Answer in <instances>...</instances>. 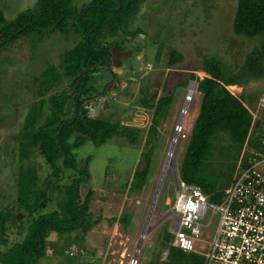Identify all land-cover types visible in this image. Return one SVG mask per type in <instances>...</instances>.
I'll return each instance as SVG.
<instances>
[{"label":"rangeland","instance_id":"374dc122","mask_svg":"<svg viewBox=\"0 0 264 264\" xmlns=\"http://www.w3.org/2000/svg\"><path fill=\"white\" fill-rule=\"evenodd\" d=\"M37 1L0 0V16L5 22H10L21 13L36 8ZM89 2L90 0L75 1L78 8ZM237 3L238 0H146L143 3L130 29L142 28L146 35H120L118 40L123 46L113 49L116 57L111 67L114 73H117L119 85L113 84L105 91L101 81L105 78L103 74L96 78L101 79L99 82L91 81L95 89L89 88L100 96L93 101L92 117L139 129V143L137 146L131 145L125 138L114 137L101 146L87 141L73 151L77 158V172L85 170L89 161L88 172H84L89 178L79 183L82 201L89 190L95 191L90 211L94 213V219L100 217L101 221L104 220V225L86 237L81 231L51 233L47 238V255L38 264H68L64 252L71 242L88 249L85 257L76 259L79 264H130L135 255L140 257V264L150 263L160 241L161 229L163 232L165 229L172 231L175 218V215L169 213L175 206L178 188L173 168L169 166L165 171L172 155L170 153L173 141L177 129L181 126L183 130L179 134L172 157L179 172L190 140L195 114L200 108L202 93L197 91L196 83L191 84L196 80V75L192 73L198 71L205 59L216 58L222 61L225 73L232 74L242 67L247 54L259 46L263 39L234 34ZM70 24L72 26V22ZM73 29L72 27L68 35L59 32L31 34L9 44L0 52V212L11 208L16 216L20 213L16 202L18 176L22 165L19 133L34 104L41 100L46 103L42 117V121H45L50 114L47 104L49 95L61 92L67 87H56L48 95L40 97L38 86H46V75L39 84L36 78L40 80L47 69L52 72L53 67L58 68L62 56L80 41L81 37L75 34ZM170 48L182 53L183 61L169 72L166 66L169 59L167 51ZM160 49L162 50L159 57L157 55ZM155 69L163 71L154 74ZM107 74L111 81L113 74L110 71ZM56 76L59 78L61 74L57 71ZM160 81L164 89L159 96L172 93L174 100L154 141L153 162L146 186L142 192L129 194L126 185L139 168L143 151L147 150L145 141L153 116V111L142 105L143 95L140 90L156 93L155 87ZM182 81L185 84L182 85ZM191 89L194 92V100L187 103L186 98ZM242 89V95L251 100L250 106L260 115L258 105L264 98V76L248 83ZM186 105L188 112L183 114ZM23 164L25 167L37 168L40 176L39 188H44L43 180L51 174V170L40 150H34ZM70 167L73 168L68 166L64 169L65 176L59 182L60 187H52L49 191L47 208L41 213L58 209L60 203L65 200L66 187L76 177L74 168ZM162 177L160 195L150 222L154 228L143 238L151 205ZM22 212L27 213L24 210ZM39 214L34 213L23 221L16 217L10 222L5 236L8 248L22 242L30 220L37 218ZM124 214L131 216L130 223H117L112 227L109 219ZM220 221L221 215L214 214L213 209L200 221L204 232V243H200L198 247L201 254L206 251L208 243L212 242ZM110 242L113 246L111 250H107ZM0 249L4 251L7 247L2 245ZM162 259L164 261L163 256Z\"/></svg>","mask_w":264,"mask_h":264},{"label":"trees","instance_id":"16d2710c","mask_svg":"<svg viewBox=\"0 0 264 264\" xmlns=\"http://www.w3.org/2000/svg\"><path fill=\"white\" fill-rule=\"evenodd\" d=\"M75 1L38 0L36 8L21 13L10 22H5L0 16V52L9 44L31 34L59 32L68 35L73 27L75 34L81 37L76 46L62 56L58 68L53 67L52 72L47 69L40 80L36 78L39 84L46 75V86L38 89L40 97L48 95L56 87H67L49 95L47 104L50 114L45 121H42V117L46 103L41 100L34 104L19 133L22 165L16 202L20 213L16 216L11 208L0 212V247H7L4 251L0 249V264H38L47 255V238L51 233L81 231L87 236L104 225V220L101 221L100 217L94 219L96 217L90 211L95 191L89 190L82 201L77 180L80 177V182L87 180L84 176L88 174L84 172H88L89 161H86L85 170L77 172V158L73 151L87 141L101 146L114 137L125 138L131 145L137 146L139 143V129L90 116L89 107L100 96L89 88L95 89L91 81L99 82L101 79L96 78L109 71L108 53L102 50L113 52V49L123 46L118 40L120 35L137 37L145 33L142 28L131 30L130 27L135 23L146 0H90L81 8L77 7ZM120 5L122 8L119 11H112L119 9ZM234 34L263 39L259 46L247 54L242 67L232 74H226L222 61L216 58L205 59L198 69L210 78L200 80L197 86L203 94L200 112L192 127L186 154L178 172L181 182L202 189L212 204L223 202L240 161L246 165L256 153H264V109H260V115L255 117L253 113L256 111L250 106L251 100L244 95L236 96L228 89V86L243 88L264 76V0H238ZM161 50L157 55L159 57ZM167 56V68H175L183 61V54L173 48L167 51ZM57 71L61 74L59 78L56 76ZM142 94L145 95L142 105L152 110L153 116L145 141L147 150L143 151L139 168L126 185L129 194L141 192L146 186L153 162V144L174 100L172 93L157 102L150 99L148 91L143 90ZM71 107L73 114L67 117ZM36 149L40 150L51 170V174L43 180L44 188L41 189L37 168L25 167L23 164ZM68 166L74 168L70 167L76 177L66 187L65 200L58 209L41 213L47 208L49 191L52 187H60L59 182L64 178V169ZM34 213L40 214L30 220L28 234L22 242L8 248L5 236L10 222L16 217L23 221ZM130 221L129 214L109 219L112 227L117 223L128 225ZM173 242L174 233L167 229L163 232L161 229L160 241L149 264H204L201 255L185 253L175 247ZM165 252H168V256L163 261ZM66 260L68 264H79L75 259Z\"/></svg>","mask_w":264,"mask_h":264},{"label":"built area","instance_id":"2783aa9c","mask_svg":"<svg viewBox=\"0 0 264 264\" xmlns=\"http://www.w3.org/2000/svg\"><path fill=\"white\" fill-rule=\"evenodd\" d=\"M186 101H190L188 96ZM259 107L264 109V98ZM89 109L93 112L91 106ZM187 110L188 106L183 114ZM182 130L181 126L177 129V142ZM174 209L173 245L178 249L202 255L204 264H264V153H256L246 165L240 161L221 204H212L202 189L179 180ZM210 209L221 215V221L212 242L201 254L198 247L204 243V232L200 221ZM65 254L77 259L86 256V251L72 244ZM167 256L168 252L164 259ZM139 258L135 255L130 264H140Z\"/></svg>","mask_w":264,"mask_h":264},{"label":"crops","instance_id":"0c3cea01","mask_svg":"<svg viewBox=\"0 0 264 264\" xmlns=\"http://www.w3.org/2000/svg\"><path fill=\"white\" fill-rule=\"evenodd\" d=\"M141 36H143V35H146L145 33H142V34H140ZM76 45V44H75ZM115 57H116V55H115V52H114V56H112V59H111V61L113 62V60H115ZM121 63V61L119 62V64ZM59 64L60 63H58V65L57 66H59ZM110 67H111V65H110ZM167 67V66H166ZM108 69V68H107ZM112 74H113V76H112V80H111V83H114V85H119V80H118V78H117V73H114V71H113V69H112V67H111V70L110 69H108ZM174 70V68H168L167 69V71H173ZM109 71H107V72H105V73H103V74H105L104 75V79L103 80H101L104 84L105 83H107V81L109 80V76H108V74L107 73H109ZM154 71V74H159L160 72H162L163 70H159V69H155V70H153ZM200 74L201 75V77H200V75H198V74ZM192 74H194V75H196V80H193L192 82H191V84L192 83H197V85L199 86V81L200 80H204L205 78H210V76L209 75H207L205 72H203V71H196L195 73H192ZM203 74V75H202ZM115 76V77H114ZM191 77V76H190ZM194 78V79H195ZM131 79H133V78H131ZM133 80H136V79H133ZM110 81V80H109ZM108 81V82H109ZM137 82H138V80H137ZM181 84V83H180ZM191 86V85H190ZM102 87H104V85L102 86ZM38 89H39V86H38ZM106 87H105V91H106ZM155 89H157L158 90V92H159V94H158V97H157V99L156 98H153V100L155 101V102H157L159 99H160V97H163V96H159V95H161L162 94V91H163V83L160 81V82H158L157 83V85H156V87H155ZM228 89L231 91V93H233L234 95H236V96H241L242 95V87H238V86H228ZM241 90V91H240ZM197 91H198V87H197ZM199 92V91H198ZM201 93V92H200ZM151 94V93H150ZM171 94V93H170ZM202 96H203V94H202ZM202 96H201V102H202ZM152 100V99H151ZM192 100V99H191ZM201 102H200V107H201ZM94 105V103L92 102V104H91V107H92V109H93V106ZM249 106V105H248ZM90 108V107H89ZM258 109L260 110V107H259V105H258ZM199 112H200V108H199V111H198V113H196L195 114V117L197 118L198 117V115H199ZM72 114H73V109H72V107L69 109V111H67V117H71L72 116ZM93 114H94V112H93ZM93 114H92V111H91V113H90V116L92 117L93 116ZM254 114V116L255 117H257L258 116V114H257V112H254L253 113ZM196 118H195V120H196ZM151 120H152V118H151ZM195 122V121H194ZM122 124V123H121ZM123 125V124H122ZM194 125V124H193ZM125 126H129V125H125ZM150 126H151V122H150V125H149V128H150ZM147 134H148V131H147ZM153 146H154V144H153ZM143 149V148H142ZM240 163V162H239ZM233 179H234V177H233ZM180 180V179H179ZM232 184V183H231ZM230 184V185H231ZM142 192V191H141ZM28 232H29V228H28V230H27V232L25 233V236L28 234ZM92 233V232H91ZM90 233V234H91ZM89 234V235H90ZM86 237V236H85ZM72 244H76V245H78L79 247H81V248H83L85 251H86V255L88 254V252H87V250L82 246V245H79V244H77V243H74V242H71V243H69L68 244V246L66 247V249L70 246V245H72ZM112 246H113V243L112 242H110L109 243V245H108V248H107V250H111V248H112ZM66 249H65V251H66ZM64 255L66 256V254H65V252H64ZM67 258H70V257H68V256H66ZM85 257V256H84ZM107 257H108V253H107ZM82 258V257H81ZM80 258V259H81ZM71 259H73V258H71ZM77 259H79V258H77ZM76 260V259H75Z\"/></svg>","mask_w":264,"mask_h":264},{"label":"water","instance_id":"95a60500","mask_svg":"<svg viewBox=\"0 0 264 264\" xmlns=\"http://www.w3.org/2000/svg\"><path fill=\"white\" fill-rule=\"evenodd\" d=\"M121 8H122V5H120V8H119V9L112 10V11H119ZM82 13H83V11H82ZM98 26H99V25H98ZM101 52L108 53L107 68L111 70L110 64H111V59H112V52H111V51H106V50H102ZM114 77H115V76H114ZM185 108H187V105L185 106ZM92 114H93V112H92ZM182 120H183V119H181V121H182ZM177 139H178V135H177V133H176L175 138H174V141H173V146H172V149H171V153H170V154H172V152H173V149H174V147H175V145H176ZM66 160H67V153H65L64 162H66ZM169 166L173 168V171H174V174H175V179H176V184H177V188H178V184H179V175H178V171H177V168H176V165H175V162H174L173 159H172L169 163L166 164L165 171L169 168ZM85 178H89V176L86 175ZM81 180H82V178L78 179V181H77V184H78V185H79V183H80ZM162 181H163V177H162V179H161V181H160V183H159L158 189H157V191H156L155 198H154L153 203H152V205H151L150 214H149V216H148L147 225H146V229H145L144 234H143V238H144L145 234L149 233V232L154 228V226H151V225H149V224H150V222H151L152 214H153V212H154V209H155V206H156L157 200H158L159 195H160V190H161ZM78 193H79V189H78L77 192H76V199H77ZM169 214H173V215H175V209H174V208L171 209ZM86 215H87V214H86ZM140 247H141V246H140Z\"/></svg>","mask_w":264,"mask_h":264},{"label":"flooded vegetation","instance_id":"af4514ba","mask_svg":"<svg viewBox=\"0 0 264 264\" xmlns=\"http://www.w3.org/2000/svg\"><path fill=\"white\" fill-rule=\"evenodd\" d=\"M112 56H114V52H112ZM114 83H111V81H107V83H105L104 84V86L106 87V88H108L109 86H112ZM156 90V93H154V92H151V94H150V99H153V98H156L157 99V97H158V94H159V92H158V90L157 89H155ZM106 91H107V89H106ZM140 94L141 95H143V97L145 96L144 94H142V90H140ZM161 98V97H160ZM181 122V121H180ZM81 173H83V172H81ZM83 177V176H82Z\"/></svg>","mask_w":264,"mask_h":264},{"label":"bare ground","instance_id":"6f19581e","mask_svg":"<svg viewBox=\"0 0 264 264\" xmlns=\"http://www.w3.org/2000/svg\"><path fill=\"white\" fill-rule=\"evenodd\" d=\"M197 84V83H196ZM198 86V85H197ZM193 90L191 89V93L189 94V96H188V100H190V101H188V102H191V101H193L194 99H193V97H192V95H193ZM192 99V100H191ZM173 157V152H172V155L170 156V158H169V160H168V163L173 159L172 158ZM150 225V224H149ZM138 253V252H137Z\"/></svg>","mask_w":264,"mask_h":264},{"label":"clouds","instance_id":"9594fccd","mask_svg":"<svg viewBox=\"0 0 264 264\" xmlns=\"http://www.w3.org/2000/svg\"><path fill=\"white\" fill-rule=\"evenodd\" d=\"M139 248H141V247H139Z\"/></svg>","mask_w":264,"mask_h":264}]
</instances>
